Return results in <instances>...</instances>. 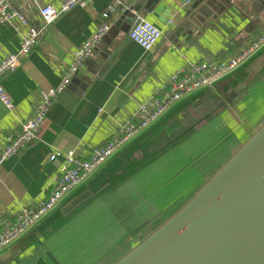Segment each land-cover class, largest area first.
I'll return each instance as SVG.
<instances>
[{"label":"crops","instance_id":"1","mask_svg":"<svg viewBox=\"0 0 264 264\" xmlns=\"http://www.w3.org/2000/svg\"><path fill=\"white\" fill-rule=\"evenodd\" d=\"M12 1L29 19L38 16L40 6L54 4L53 0H41L40 3ZM111 1L89 0L63 14L51 27L44 42L23 58L20 66L3 80L13 109L9 110L0 100V152L7 139L35 111L41 92L61 84L64 70L72 63L73 53L82 48L99 27L110 25L109 32L86 59L84 68L72 79L76 82L71 81L59 102L50 108L38 138L3 164L0 170V223L15 221L24 207H37L49 197L51 181L62 164L61 160L50 162L51 154L75 151L79 156L89 157L115 137L121 127L136 121L139 106L163 90L174 75L186 71L192 63L224 62L264 32V16L248 7L243 0H238L236 9L228 10L217 20L205 19V24L195 19L196 11L202 1L210 0H197L188 7L183 6L184 0H126L124 11L105 18L104 13ZM136 14L163 32V39L150 52L132 43L128 37L136 22ZM20 45L17 28L0 25V61L17 53ZM56 64L62 70L56 69ZM203 92L188 97L167 114L161 121L167 133L172 130L170 120L177 119L183 123V117L189 116L188 107L198 109L202 106V102L194 105L192 99L203 97ZM263 97L264 77L236 105V110L244 111L246 102H255ZM204 111L198 112L204 115ZM222 124L226 123L222 120ZM180 146L181 143H177V147H172L161 157L156 155L147 167L155 168L157 164L169 161L173 152H177L183 157V165L193 171L195 168L192 160H188L189 154L181 151ZM118 154L71 193L59 209L70 203L86 184L116 161L114 159ZM116 182L104 190L114 187ZM191 198H187L185 203ZM55 223L52 221L46 225L38 237H24L15 243L20 244V249L14 252L15 256L0 260V264H38L39 260L32 263L30 258L42 245V236L47 232L50 234Z\"/></svg>","mask_w":264,"mask_h":264},{"label":"rangeland","instance_id":"2","mask_svg":"<svg viewBox=\"0 0 264 264\" xmlns=\"http://www.w3.org/2000/svg\"><path fill=\"white\" fill-rule=\"evenodd\" d=\"M236 105L204 115L188 107L189 116L183 117V123L177 119L170 120L171 132L159 131L161 133L158 132L157 136L156 127L151 128L122 149L114 160L127 158L129 163L138 162L139 166L87 205L56 220L50 234L47 232L42 236L48 251L45 249L38 264H109L122 250H125L123 256L128 254L160 226L145 237V227L150 225L149 222L153 225L158 223L168 208L191 198L199 178L195 169L190 171L183 165V157L177 152H173L169 161L157 164L155 168L147 166L156 159V154L159 157L177 147L179 140L176 137L187 127H191L192 132H201L196 139L190 141L187 138L184 143L188 145L184 153L190 157L199 148V152L194 154L196 165L199 163L197 159L204 154H221L238 143L244 144L264 122V97L246 102L243 112L236 110ZM128 154L131 156L127 157ZM176 212L170 211L168 216ZM131 242H135L132 249L129 247Z\"/></svg>","mask_w":264,"mask_h":264},{"label":"built area","instance_id":"3","mask_svg":"<svg viewBox=\"0 0 264 264\" xmlns=\"http://www.w3.org/2000/svg\"><path fill=\"white\" fill-rule=\"evenodd\" d=\"M86 1L89 0H53L54 4L40 6L38 16L29 19L12 0H0V25L17 28L21 39L19 51L0 61V100L9 110L13 109V103L3 85L5 77L14 72L20 66L21 60L44 42L51 27L63 14ZM195 1L197 0H184L183 6L188 7ZM126 8V0H112L104 17ZM135 16L138 24L130 31L128 37L132 43L150 52L163 39V32L150 21L137 14ZM109 30L108 24L99 27L83 47L73 53L72 63L64 70L61 84L41 92V99L35 111L21 124L20 129L7 139L5 147L1 150L0 170L6 160L19 155L38 138L50 108L59 102L60 96L84 68L86 59L92 55ZM263 49L264 32L237 55L224 62L190 64L186 71L174 75L163 90L139 106L136 121L121 127L115 137L93 151L89 157L79 156L75 151L51 154L50 162L61 160L62 164L51 181L49 197L37 207H24L15 221L0 223V255L47 219L71 193L84 185L122 149L160 123L175 106L198 92L212 90L216 84L235 73ZM55 67L62 70L58 64Z\"/></svg>","mask_w":264,"mask_h":264},{"label":"water","instance_id":"4","mask_svg":"<svg viewBox=\"0 0 264 264\" xmlns=\"http://www.w3.org/2000/svg\"><path fill=\"white\" fill-rule=\"evenodd\" d=\"M243 1L264 16V0ZM238 2L202 1L195 19L203 24L205 19L217 20L236 9ZM263 77L264 49L203 96L210 95L212 104L218 97L213 112L222 110L239 104ZM232 79L242 81L229 85V94L223 93V86ZM83 194L51 214L27 237H38ZM19 249L20 244L8 248L0 260L15 256ZM114 264H264V124L174 215Z\"/></svg>","mask_w":264,"mask_h":264},{"label":"trees","instance_id":"5","mask_svg":"<svg viewBox=\"0 0 264 264\" xmlns=\"http://www.w3.org/2000/svg\"><path fill=\"white\" fill-rule=\"evenodd\" d=\"M191 127H189L188 129H185L183 130L181 133L178 134V136L176 137V139H178V144L179 143H185V141H187V138L188 140H192V139H196L201 132H198V131H190ZM161 132L162 131H165L166 130H160ZM159 131H157L158 133ZM159 132V133H161ZM159 133L157 134V136L159 135ZM192 135V136H191ZM160 138L163 140V136H160ZM188 141V143L190 142ZM212 142V141H211ZM182 146H180L179 148H181V151H185L187 146L188 145H185V144H181ZM242 146L241 143H238L237 145L231 147V148H228L227 151L223 152L220 154V152H218L217 154H214V155H211V154H204L202 157H199L197 160L199 161V163L196 165V156L194 154L198 153L199 152V148L194 152V154H192V162L194 164V168H195V171L196 173L199 175V178L197 180V184L193 190V194L198 191L200 189V187H202V185L204 183H206L210 178L211 176L219 169L221 168V166L231 157V155H233L240 147ZM225 147H223L224 149ZM141 149L142 148V145H141ZM193 153V151H192ZM190 157V158H191ZM205 157V158H204ZM94 199V198H91L89 201L83 203L80 207H83L84 205H87L89 202H91V200ZM185 203L184 200L182 201H179L177 205H174L172 208H168L165 213H164V217L165 219H168L170 216L169 213L170 211H178V209ZM79 207V208H80ZM172 215V214H171ZM161 219V221H159L158 223L156 224H152V222H149L150 225H147L145 227V237H147L154 229H156L159 225H161L165 219ZM141 241V240H139ZM135 243V242H134ZM134 243H130L129 247L130 249H132ZM46 249V252L48 251V247H47V243H42V245H40L37 250L34 252V255L30 258V261L33 263L35 261H38L39 258L43 255V252L45 251ZM128 251V250H126ZM125 254V250H122L120 252V256L118 255L116 259L112 260L109 264H114L115 261H118L119 258L123 257V255Z\"/></svg>","mask_w":264,"mask_h":264},{"label":"flooded vegetation","instance_id":"6","mask_svg":"<svg viewBox=\"0 0 264 264\" xmlns=\"http://www.w3.org/2000/svg\"><path fill=\"white\" fill-rule=\"evenodd\" d=\"M238 81H242V79H239V80H237V79L229 80V82L223 86L222 92L229 94L230 91H231V88L229 87V85H233V84L236 85ZM204 92H206V91H204ZM211 100H212V97L210 95L203 96V97H194L192 99L194 105L197 104V103H199V102H202V106H200L197 109L200 113H203V109L206 112H210V113H211V111L213 112L215 110L213 108V104L214 105L215 104H218L220 102V100L218 99V97H216V99L213 100V104H212ZM224 108H228V106L227 107L225 106ZM155 127H156V129H155L156 132L157 131H160L161 129L162 130L165 129V126H164V124H162V122L159 123L158 125H155L152 128H155ZM108 164H109V162H108ZM137 166H139V163L138 162H136V163H129V161H128L127 158L120 159L118 161H113L112 164H110L109 166H107L108 168H106V170L100 172L97 175L96 179H93L92 181H90L88 184H86L83 187V189L79 192L78 196L81 195L84 192H85V194H83L82 196H80V198H78L76 201H74L67 208V210L65 211V213H68L69 211H71L72 209H74L75 207H77L78 205H80L81 203H85V202L89 201L91 198H94L101 191H103L109 184H112V183L116 182L121 177H123L124 175L128 174L129 171L135 169ZM62 204H64V203H62ZM59 207L55 211H57L59 209ZM63 216H64V214H63ZM60 217H61V215H59L54 220L56 221ZM145 224H147V223H145ZM28 234L26 236H24V237H27Z\"/></svg>","mask_w":264,"mask_h":264},{"label":"bare ground","instance_id":"7","mask_svg":"<svg viewBox=\"0 0 264 264\" xmlns=\"http://www.w3.org/2000/svg\"><path fill=\"white\" fill-rule=\"evenodd\" d=\"M43 128V127H42ZM41 132V131H40ZM99 148V147H98Z\"/></svg>","mask_w":264,"mask_h":264}]
</instances>
